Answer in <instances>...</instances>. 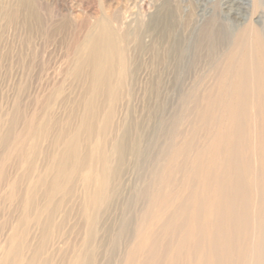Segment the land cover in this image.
<instances>
[{"label": "bare ground", "instance_id": "bare-ground-1", "mask_svg": "<svg viewBox=\"0 0 264 264\" xmlns=\"http://www.w3.org/2000/svg\"><path fill=\"white\" fill-rule=\"evenodd\" d=\"M22 2L35 18L33 1ZM178 12L182 47L168 39L176 12L158 23L155 41L179 47L174 75L156 78L150 70L146 86L184 84L181 71L202 57L209 69L192 83L204 93L196 125L176 136L177 152L165 148L149 164L137 219L135 201L119 212L118 198L128 171L151 158L129 144L113 101L128 74L144 82L142 64L130 71L119 19L104 17L72 52L77 78L92 90L80 104L79 127H27L31 138L44 137L53 147L42 166L23 153L22 135L11 141L7 131L0 138L3 150L11 142L18 147L0 160V264H264V0H214L208 19H199L190 2ZM6 16L15 19L11 11ZM97 99L106 100V111ZM11 158L20 161L14 176L7 173ZM159 163L162 171L155 170Z\"/></svg>", "mask_w": 264, "mask_h": 264}, {"label": "rangeland", "instance_id": "rangeland-1", "mask_svg": "<svg viewBox=\"0 0 264 264\" xmlns=\"http://www.w3.org/2000/svg\"><path fill=\"white\" fill-rule=\"evenodd\" d=\"M22 1L0 0V138L7 131L13 137L11 141L22 135L26 141L23 153L34 152L36 155L32 158L29 154V160L42 166L45 154L53 151V147L44 137L31 138L27 127L31 124L36 128L51 124L55 130L66 129L71 124L73 129L79 127L80 104L87 102L85 97L91 98L92 90L83 77L77 78V60L72 53L74 44L86 38L99 18L105 17L112 22L119 19L115 25L126 48L130 71L134 64L141 63L140 79L144 78L140 84L132 73L128 74L123 78L122 86L114 92L116 99L113 101L115 123L124 121L129 144L139 146L151 158L137 165L134 172L128 171L118 198L119 212L126 209L129 201H135L132 216L137 219L136 215L145 206L143 200H137L150 178L147 169L153 159L161 156L163 149L168 148L171 154L177 152L176 136L181 133L185 137L196 125L195 110L204 93L192 90V83L198 74L206 75L209 69L206 57H202L197 67H185L181 71L180 79L184 84L173 88H148L145 80L150 77V70L152 77H173L179 57L177 53L180 52L179 47L177 50L166 49L165 45L155 43L158 23L165 19L167 13L173 12L174 15L176 12L175 18H171L176 19V24H172L168 39L171 45L175 43L182 47L184 28L178 22V10L190 2L199 19H208L214 11V0H32L35 18L22 7ZM7 11L15 14L13 21L6 18ZM237 27L233 26L232 30ZM141 38H144L143 44L147 48L142 51L138 48ZM163 56H167L166 63ZM191 59L189 57L188 60ZM105 101L97 99L94 103L104 105L102 109L106 111ZM70 116V121H67ZM16 148L14 142L5 150L0 147V160L1 156L12 155ZM134 162L132 158L126 166L133 169ZM8 163L7 173L14 176L20 161L11 158ZM155 166V170L162 171V163ZM177 177L181 179V176ZM153 190L159 191V187H153Z\"/></svg>", "mask_w": 264, "mask_h": 264}]
</instances>
